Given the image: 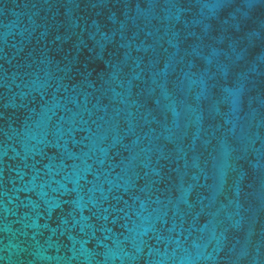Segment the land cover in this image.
<instances>
[{"label":"water","instance_id":"1","mask_svg":"<svg viewBox=\"0 0 264 264\" xmlns=\"http://www.w3.org/2000/svg\"><path fill=\"white\" fill-rule=\"evenodd\" d=\"M0 264H264V0H0Z\"/></svg>","mask_w":264,"mask_h":264}]
</instances>
